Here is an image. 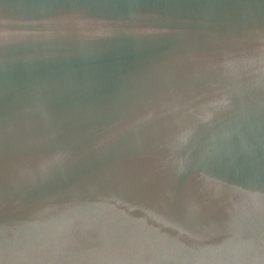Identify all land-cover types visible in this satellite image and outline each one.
Wrapping results in <instances>:
<instances>
[{"label": "water", "instance_id": "obj_1", "mask_svg": "<svg viewBox=\"0 0 264 264\" xmlns=\"http://www.w3.org/2000/svg\"><path fill=\"white\" fill-rule=\"evenodd\" d=\"M0 264H264V0H0Z\"/></svg>", "mask_w": 264, "mask_h": 264}]
</instances>
